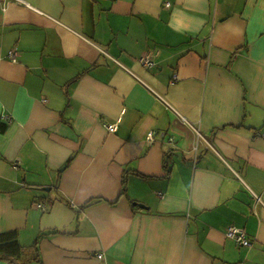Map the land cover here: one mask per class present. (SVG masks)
<instances>
[{
    "label": "crops",
    "instance_id": "0c3cea01",
    "mask_svg": "<svg viewBox=\"0 0 264 264\" xmlns=\"http://www.w3.org/2000/svg\"><path fill=\"white\" fill-rule=\"evenodd\" d=\"M2 125L20 263L264 264V0H0Z\"/></svg>",
    "mask_w": 264,
    "mask_h": 264
},
{
    "label": "trees",
    "instance_id": "16d2710c",
    "mask_svg": "<svg viewBox=\"0 0 264 264\" xmlns=\"http://www.w3.org/2000/svg\"><path fill=\"white\" fill-rule=\"evenodd\" d=\"M6 130L7 126L2 125L0 131L5 132ZM36 250H26L22 247L18 242L16 232L0 235V260L22 264L20 262H22L24 258H27L29 253H31V256L36 254Z\"/></svg>",
    "mask_w": 264,
    "mask_h": 264
},
{
    "label": "built area",
    "instance_id": "2783aa9c",
    "mask_svg": "<svg viewBox=\"0 0 264 264\" xmlns=\"http://www.w3.org/2000/svg\"><path fill=\"white\" fill-rule=\"evenodd\" d=\"M9 55L13 59V61L16 60L17 54H16L15 50L10 51ZM140 62L144 66H151L153 64L150 56L142 57L140 59ZM7 119L9 120V118H7ZM108 129L110 132H114L117 128L115 125H110V126H108ZM39 207H41L44 210L46 209V205H43V204H39ZM226 235L229 239L234 240L236 243H238L241 246H244V247H251L252 246L251 240L247 237L246 232L241 228H238L236 226H230L227 229Z\"/></svg>",
    "mask_w": 264,
    "mask_h": 264
}]
</instances>
